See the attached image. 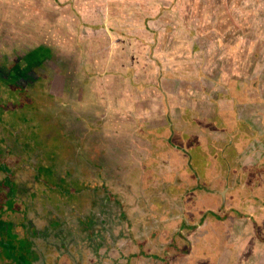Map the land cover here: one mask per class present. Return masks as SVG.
I'll list each match as a JSON object with an SVG mask.
<instances>
[{
	"label": "rangeland",
	"instance_id": "obj_1",
	"mask_svg": "<svg viewBox=\"0 0 264 264\" xmlns=\"http://www.w3.org/2000/svg\"><path fill=\"white\" fill-rule=\"evenodd\" d=\"M39 1L35 0L34 3L38 6L42 3L43 25H37L36 30V26L31 25L35 20L32 21L27 16L19 29L26 32L32 30L30 37L24 36L25 32H21L23 35L21 34V39H18L20 36L16 31L14 33L16 35H13L15 41L10 40L9 34H12V31H9L8 26L3 27L0 24V58L4 62V67L15 70L16 63L22 59L37 60L33 55L31 56V53L37 51L36 57L47 59L46 67L50 69L49 76L52 78L53 88L62 103L71 104L82 113L91 109L94 118L98 121L97 127H102L100 131L103 133L101 135L103 138L104 136L112 138L125 136L124 138L127 139L125 142L130 145V151L135 152L147 147L150 152L149 158L145 161L146 164L150 163V170L147 169L144 182L141 184L147 187L144 189L145 195L141 196L138 193L129 198L122 196L119 197L120 204H114L118 209L117 216L112 223L110 222L111 227L114 226V241L104 240L100 251L105 253V256L100 262L102 264H163L164 255L166 260L168 256H171L170 260L179 258L183 262L185 256L181 253L182 251L174 247L169 249V243H174L180 248L208 247L205 244L209 241L208 229L213 224H217V236L227 235L234 221L219 220L222 207L213 213L206 210L204 204L208 200H204L205 197L202 198L205 186L188 187L198 181L197 175L188 169L192 157L190 156L188 161L185 149L189 148L187 147L191 139L188 138L189 135L198 141V144L195 143L193 148L189 149L190 151L195 147L199 149L206 147V152H209L215 145H217L216 148L228 146L230 138L218 122L219 111L234 109L236 106L222 108L228 104V100L224 98L231 96L228 85L231 84L237 88L241 95L244 94L240 83L250 85L242 72L243 66L247 64L246 59L249 60L252 53L256 56L259 54L264 56V23L262 22L264 0H139L138 3L136 0H97L96 9L91 12L84 9L86 20H83L82 12L75 7L71 6L72 9L69 10L70 8L62 2L60 5H55L54 0H42L40 3ZM117 4L133 7L142 15L144 8L150 4V40L154 41L151 45L149 43L150 47H146L148 43L147 45L143 43L146 41L143 36H136L133 39L131 35H128L120 41V33L107 27L106 20L122 18ZM95 13L99 15L95 17ZM96 19H103L105 22L99 23ZM122 19H125V16ZM254 19L258 20L255 22V28L250 27ZM143 20L140 18V21ZM84 31L91 33L87 36V38L90 37L87 43L95 47L100 46L101 49L98 51H104L100 60L96 61L99 57L91 56L90 58L80 53L79 45L83 47V41L86 39ZM258 37H262L260 48L259 42L255 41ZM138 38L141 40L137 41V48L136 43L132 41ZM249 38L255 39V42L252 49L248 46L243 48L245 51L243 53L242 46L246 44V41L249 43ZM41 45L46 46L45 51H38L36 48ZM114 46L119 51L124 49L121 61L115 60L118 52L115 54ZM156 48L159 49L158 52ZM28 54L31 57L26 56ZM109 54L115 55L110 56L109 59ZM119 63L121 64L118 65ZM163 63L170 67L171 73L176 74L172 75L174 87L181 84L186 86L185 101L182 102L184 94L179 93L178 89H170L176 93L174 97L171 95L169 99H165L166 101H161L160 107L164 102L166 108L161 107L152 114L150 105H145L142 107L144 118L131 115L130 108L119 105L122 102L119 96L128 90L127 85H135L136 80L145 79V84L150 85L156 73L150 71L152 75L149 77L145 68H151L153 64L154 67H158ZM32 64L34 65L35 62ZM133 65H138L143 71L136 80L134 75L127 74V70L134 67ZM114 66L119 72L116 73ZM42 70L46 71V68ZM178 71L183 72L179 74ZM103 72L111 74L104 77ZM111 75H116L114 81ZM25 78L31 80L32 75L27 74ZM146 92L152 93L149 88ZM178 93L181 95L178 96ZM136 105V102H132L128 106L136 108ZM111 109L116 113L113 114ZM245 127L242 125V130ZM147 129L150 130L148 133L152 135L153 140L145 139L140 132ZM169 129H173L175 134L165 138L164 135L170 134ZM256 130L252 129V131ZM258 135L263 137H253L250 143H241L243 148L230 147L227 154L226 152L221 154L218 165L220 171H215L216 179H204L203 183L212 186L219 194H227L228 178L234 180V175L237 176L241 171H244V179L248 178L250 171L243 168L245 165L248 167L253 158L245 157L254 148L255 151L261 147L264 148V135L262 133ZM182 139L186 140V148L179 146L176 149V144L185 142ZM86 143H88L87 139ZM236 149L240 151V162L236 163L237 166L234 168L230 157ZM262 150L264 152V149ZM199 155H201L200 152ZM150 171L159 176L150 179ZM218 175L220 179H217ZM91 180L92 184H97V178L92 177ZM191 188H202V190L186 194L187 205L191 207L186 209L182 199L183 193ZM212 195L215 198V194ZM216 199L218 200L214 203L216 202L217 207L221 206L222 198L216 195ZM236 199L232 196L227 199V202L234 205ZM150 207L155 210V213L151 212ZM256 210L258 211V208ZM123 212L127 215L126 220L122 218ZM23 215V209L21 213H12L8 210L4 217L20 222L21 218L25 217ZM238 221L235 223V227L240 231L237 239L238 246L244 247L246 253L242 258L260 256L256 259L262 260L264 243L256 238L253 232L241 229L242 225L247 224V220ZM173 224L175 225L172 226ZM6 256L5 248L0 244V264H4L7 260ZM208 263L211 262L208 261Z\"/></svg>",
	"mask_w": 264,
	"mask_h": 264
},
{
	"label": "trees",
	"instance_id": "obj_2",
	"mask_svg": "<svg viewBox=\"0 0 264 264\" xmlns=\"http://www.w3.org/2000/svg\"><path fill=\"white\" fill-rule=\"evenodd\" d=\"M32 55L37 60L25 71L21 66L7 69L0 58V244L7 254L4 264H102L105 253L100 247L106 239L114 241L111 223L118 214L114 204H120L122 196L145 195L147 187L141 184L150 170V163H145L149 148L134 152L125 136L103 138L91 109L82 113L62 103L53 88L47 59L36 57L37 51ZM27 74L31 80L25 78ZM241 127L236 123L238 131L234 132ZM140 132L145 139L152 138L149 129ZM188 138L189 150L198 141ZM204 151L195 147L188 153L192 157L188 169L197 175L198 187L205 186L204 179H216L215 171H220V154ZM151 173L150 179L159 176ZM257 175L260 178L262 172ZM92 177L98 179L97 184H92ZM224 206L221 221L230 215H248L234 205ZM21 209L25 217L20 222L4 217L8 210L21 213ZM121 215L127 219L125 212ZM253 221L264 239V224L256 217ZM216 225L209 226L207 238L219 243L218 254L228 235L217 236Z\"/></svg>",
	"mask_w": 264,
	"mask_h": 264
},
{
	"label": "crops",
	"instance_id": "obj_3",
	"mask_svg": "<svg viewBox=\"0 0 264 264\" xmlns=\"http://www.w3.org/2000/svg\"><path fill=\"white\" fill-rule=\"evenodd\" d=\"M41 1L42 0H40L39 3ZM136 1H137L136 3L139 2V0H136ZM34 2L35 0H0V24L3 27L8 26L10 28L9 31H12V34H9L10 40H13V35H16L14 34L16 31L19 32L18 36L20 37L18 39H21V36L23 35L24 32H25L24 36L27 35L30 37V35L32 34V30L28 32L19 30L20 26L24 24V20L25 18H27V16L31 18L32 21L34 20L36 21V22L34 21L31 24V25L36 26L35 28L36 30H37V25L39 26L43 25L42 17L44 16L42 14V10H43L42 3L38 6ZM60 2L65 3L66 6L70 8L69 10L72 9L71 8L72 6V7H75L77 10L81 11L83 20L87 19L86 14L83 12L84 9H87L89 10V12H91L93 9H96L98 7L97 0H54L55 5L56 4L60 5L61 4ZM116 6L117 8L120 9V14H122L120 16L122 18H124L125 16V19L115 17V18L106 20L108 22L107 27H110L111 29H115L114 31H117L118 33H120L119 34L121 36L120 41H122L125 38V36H128V35H131L133 39L136 36H143L146 40L143 43H145L146 45L148 43L146 47H150L151 42L152 43L154 42L150 40V34H151L150 32V4H148L147 7L144 8L143 15L142 13L139 14L138 10H135L133 7H128L127 5L122 6L119 4H117ZM62 8H65V7H62ZM248 14L249 13H247V15ZM98 15H99L98 13H95L94 16L97 17ZM140 18L144 20L140 21ZM96 20L99 23L101 21L102 23L105 22L103 19L101 20L96 19ZM256 21L258 20L257 19L252 20L250 23L251 24L250 27L255 28ZM262 22L264 23V18ZM47 25H50V24H47ZM104 27H106L105 24H104ZM233 27L235 29L236 25L234 24ZM38 30L42 32L41 29L38 28ZM83 33L86 39L83 41L84 42L83 47L79 45L78 49L80 53L83 56L86 55V56H89L90 58L91 56L99 57L96 59V61L100 60L102 58V54H104V51H101V52L98 51V49H101L100 46L95 47L87 43L90 40V37L87 38V36L91 34L90 32L84 31ZM145 36H147V38ZM36 38H37V35H36ZM260 38L262 37H258L256 40L249 38V43L248 41H246V44L242 46V52L245 53V51H243L244 50L243 48H246L247 46L249 47V49L250 48L252 49L253 43L255 41L259 42V48H260L262 46V39ZM140 40L141 38H138L137 40L132 41L133 43H136L135 45H137V48H138L137 41L139 42ZM250 41H253V42H250ZM36 48H38V50L45 51L46 46L41 45ZM114 48H115L114 49L115 54L118 52V55L116 56L115 60L121 61V58L123 57L122 54H123L124 49L119 51L116 49V46H114ZM179 49H180V46H179ZM156 50L158 52L159 49L156 48ZM137 54L138 56H140L138 52ZM167 54H169V52H167ZM114 55L109 54V59H110V56L113 57ZM106 57L108 58V56ZM246 61H247V64L244 63L245 65L243 66L244 68L242 69V72L245 74L244 77L247 78V81H249L250 85H245V84L240 83V85L243 86L242 92L244 95H241L242 93H239L238 92L239 90H237V88H234L233 85L231 84L228 85V92L229 93L231 92V96L229 95V97L224 98L228 100L227 101L228 104L226 105V107H222V108L223 109L227 108V106H230V105L231 106L236 105V106L234 107V109L231 108V109H224V110L219 111L218 122H220L221 124V127H222L221 129L227 131L230 140H228L227 147L223 146L221 148H216L217 145H215L213 149L215 154L221 155L222 153L224 154L225 152L227 154V150H229L230 147L232 148L240 147L241 149V147L243 148V146L241 145L242 142L247 144L253 140V137L255 138L263 137L262 135H258V134L262 133L264 135V116H263V113H264V56H261V54L256 56L255 53H252L251 58L249 60L246 59ZM109 62H111V60H109ZM120 64L121 63H119L118 65ZM165 65L166 64L163 63L162 65H159L158 67H154V64H153L151 65V68L150 67L145 68V72L148 73L149 77L152 75L150 71H152L153 73H156V75L152 78L150 85L145 84L146 82L145 79L136 80V77H138L139 74L143 73V71L140 70L141 68L138 65H133L134 67L128 69L127 74L134 75V78L136 81H135V85L133 84H130V86L127 85V89L129 91L126 90L125 93L119 96V99H122V102H120L119 105L120 106L123 105L125 108H130L131 115H137L141 118H144V115H142L143 113L142 107L145 105L146 106L150 105V111L152 112V114L160 110L161 107H165L164 102H162L163 104L160 107L161 101L163 100L166 101L165 99L166 98L169 99L171 95L172 97H174L176 93V92L173 93L174 91H170V89H174V90L178 89L179 93L181 92V94H184L182 97V102H184L186 98L185 96L187 94L186 86L184 84H181V86L179 85L178 87L175 88L172 83V78H173L172 75L175 76L176 74L171 73L170 67L169 66L167 67V65L165 67ZM173 70L177 71L175 68H173ZM115 71L116 73L119 72L117 67H115ZM181 72L183 71H178L179 74ZM239 72H241V70ZM108 74H111V73H108V72L102 73L104 77L107 76ZM116 75L115 76L111 75L113 81L114 79H116ZM148 88L152 91L151 94H149V92H146ZM179 93L177 94L178 96L181 95ZM211 101L214 103L213 99ZM132 102H136L137 104L136 108L128 106ZM179 105H180V102H179ZM93 106H96V105H93ZM98 109H100V107H98ZM169 109H170L169 106H167V110ZM110 111L112 112L113 109H111ZM114 113H116V111H113V114ZM236 123H241L243 126H246L245 128H243V130L242 128L239 130L242 132H238V133L234 132V131H238L236 128ZM253 128L254 130L258 129V131L257 130H256L257 132L252 131ZM169 131H170L169 137L175 134V132H173L171 129H169ZM198 136L202 137L201 135H198ZM237 139L239 140L237 141ZM200 140L202 139L200 138ZM180 144H181L180 142L179 144H176L177 147L175 148L178 149ZM184 147H186V145L182 146L181 148H184ZM204 148L201 147V150L204 151ZM262 149L264 148L261 147V149H259L258 151H255L256 149L254 148L253 151H251L247 156L245 155L246 156L245 158H250V157L253 158L249 162L250 165H248V167L245 165L243 168V170L248 169V171H250V173H248L250 174V176L244 179V176L242 175L244 174L243 173L244 171H241L242 174H241L240 181H239L241 184L238 183L240 173H238L237 176L234 175L235 176L234 180H232L231 178H228L226 182V188H228L226 189L227 194L225 193L219 194L218 191L214 190L212 186L205 183V189L202 193L203 194L202 198L205 197L204 200H208V202L204 204L206 207V210L213 213V212L218 211V209L222 207L220 211L226 214V209L224 205H226L227 208H232L231 203H228L227 199L234 196L237 198L236 200H234V202L236 201L234 203V206L248 212L247 213L248 215L246 216H236V215L229 216L230 218L228 219L229 220L231 219V221L233 220L234 222H233V227L231 228V230H229V233L227 234L228 235L227 240H224L225 245L223 246L224 248L222 252L216 254L220 246L219 243L213 242V241H207V243L205 244L208 247H204L205 252L203 251L204 249H202V247L200 249L199 248L193 249L191 247L190 248L185 247L188 250L181 252L185 256V259L183 262H181L182 260L179 258L170 260L171 256H168V259L166 260L165 259L166 257L164 255L163 257L164 264H264V257L262 258V260L256 259V258H260V256L259 257L252 256V257H249V259L242 258L243 256L245 257L246 253L244 252V247L238 246L237 239L240 235V231L238 230L237 227H235V223L238 220H239L238 222H240V219L241 221L247 220V224L242 225L241 229L253 232L256 238H258L260 241L264 243V239L258 235V231L253 221V217H256L260 222L264 224V152ZM185 150L187 151L186 153H187V156H188L187 158L189 161V155H188L189 151L188 149H185ZM206 151H207V148L204 152ZM218 151L220 152L218 153ZM251 153L253 155H251ZM239 154H240V151L238 149L233 151L231 161L233 162L234 168L237 166L236 163L240 162ZM257 171L262 172V175H260V178H258ZM219 176L220 175H218L217 177ZM258 184L260 185L258 186ZM198 185H200L199 182L191 185V187H198ZM199 190H202V188H191L189 192L195 193ZM186 194L187 192L184 193L182 199L184 200L183 204L185 205L187 209L191 207L187 205L188 203H187V200L185 199ZM212 194H215V198ZM216 195L222 198L221 200L222 204L219 207H217L216 205V202L218 200L216 199ZM215 200L216 202L214 203ZM256 208H258V211L256 210ZM186 212L187 210L184 212V215L186 214ZM174 225L175 224H173L172 226ZM263 229H264V226H263ZM168 248L171 249V247H168ZM174 249L178 250L176 247H174ZM208 261H210L211 263H208Z\"/></svg>",
	"mask_w": 264,
	"mask_h": 264
},
{
	"label": "flooded vegetation",
	"instance_id": "obj_4",
	"mask_svg": "<svg viewBox=\"0 0 264 264\" xmlns=\"http://www.w3.org/2000/svg\"><path fill=\"white\" fill-rule=\"evenodd\" d=\"M38 51H40V50H38ZM22 60H24V61H22ZM22 60L18 62V66H16V68H18L19 66H21V68L24 69V71L26 70V68L27 69L32 68V66H33L32 63L35 62V61H31V59H27V58L22 59ZM173 245H174V243L173 244H170L169 243L168 244V247H173Z\"/></svg>",
	"mask_w": 264,
	"mask_h": 264
}]
</instances>
